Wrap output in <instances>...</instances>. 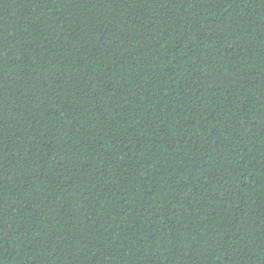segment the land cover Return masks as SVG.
Wrapping results in <instances>:
<instances>
[{"label":"trees","instance_id":"1","mask_svg":"<svg viewBox=\"0 0 264 264\" xmlns=\"http://www.w3.org/2000/svg\"><path fill=\"white\" fill-rule=\"evenodd\" d=\"M0 264H264V0H0Z\"/></svg>","mask_w":264,"mask_h":264}]
</instances>
